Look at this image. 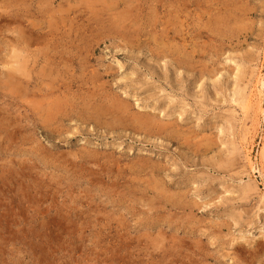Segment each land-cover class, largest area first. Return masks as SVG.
<instances>
[{"label": "rangeland", "instance_id": "374dc122", "mask_svg": "<svg viewBox=\"0 0 264 264\" xmlns=\"http://www.w3.org/2000/svg\"><path fill=\"white\" fill-rule=\"evenodd\" d=\"M263 153L264 0H0V264H264Z\"/></svg>", "mask_w": 264, "mask_h": 264}, {"label": "bare ground", "instance_id": "6f19581e", "mask_svg": "<svg viewBox=\"0 0 264 264\" xmlns=\"http://www.w3.org/2000/svg\"><path fill=\"white\" fill-rule=\"evenodd\" d=\"M47 1H48V0H47ZM114 1H115V0H114ZM104 2H105V1H104ZM74 4H75V3H74ZM87 4H88V3H87ZM73 6H74V5H73ZM60 15H61V14H60ZM48 16H49V15H48ZM17 29H18V28H17ZM27 38H28V37H27ZM41 39H42V38H41ZM24 42H25V41H24ZM24 42H23V43H24ZM27 48H28V47H27ZM10 58H11V57H10ZM12 58H13V57H12ZM21 60H22V59H21ZM21 60H20V61H21ZM17 64H18V63H17ZM18 70H19V69H18ZM27 76H28V75H27ZM259 82H260V83H263V80L261 79V80H259ZM33 95H34V94H33ZM248 100H251V99H248ZM41 102H42V101H41ZM95 109H96V108H95ZM102 110H103V109H102ZM138 117H139V116H138ZM138 117H137V118H138ZM134 119H135V117H134ZM263 154H264V153H263ZM263 157H264V156H263Z\"/></svg>", "mask_w": 264, "mask_h": 264}]
</instances>
